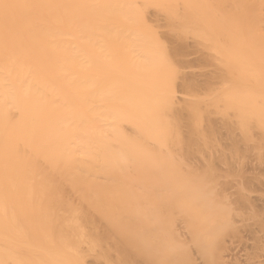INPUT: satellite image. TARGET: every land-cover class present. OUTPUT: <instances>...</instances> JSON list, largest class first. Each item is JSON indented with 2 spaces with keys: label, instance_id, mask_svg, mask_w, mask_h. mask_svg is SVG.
I'll list each match as a JSON object with an SVG mask.
<instances>
[{
  "label": "bare ground",
  "instance_id": "1",
  "mask_svg": "<svg viewBox=\"0 0 264 264\" xmlns=\"http://www.w3.org/2000/svg\"><path fill=\"white\" fill-rule=\"evenodd\" d=\"M0 264H264V0H0Z\"/></svg>",
  "mask_w": 264,
  "mask_h": 264
}]
</instances>
